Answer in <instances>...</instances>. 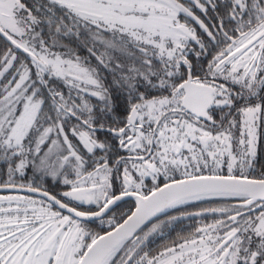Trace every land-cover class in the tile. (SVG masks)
<instances>
[{
  "label": "snow or ice",
  "instance_id": "1",
  "mask_svg": "<svg viewBox=\"0 0 264 264\" xmlns=\"http://www.w3.org/2000/svg\"><path fill=\"white\" fill-rule=\"evenodd\" d=\"M0 264H264V0H0Z\"/></svg>",
  "mask_w": 264,
  "mask_h": 264
},
{
  "label": "flooded vegetation",
  "instance_id": "2",
  "mask_svg": "<svg viewBox=\"0 0 264 264\" xmlns=\"http://www.w3.org/2000/svg\"><path fill=\"white\" fill-rule=\"evenodd\" d=\"M208 205H206V204H200V205H198V207H207ZM190 211H195V210H197L196 208H193V209H189ZM186 224L187 223H190V222H188V221H186L185 222ZM175 235H176V233L175 232H173L172 234H171V236L169 237V239H171V238H174L175 237ZM160 243V241H158V244Z\"/></svg>",
  "mask_w": 264,
  "mask_h": 264
},
{
  "label": "trees",
  "instance_id": "3",
  "mask_svg": "<svg viewBox=\"0 0 264 264\" xmlns=\"http://www.w3.org/2000/svg\"><path fill=\"white\" fill-rule=\"evenodd\" d=\"M163 242H165V241H160V243H163Z\"/></svg>",
  "mask_w": 264,
  "mask_h": 264
}]
</instances>
